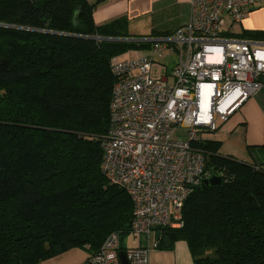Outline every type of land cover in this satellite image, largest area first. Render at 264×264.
Segmentation results:
<instances>
[{"label":"trees","instance_id":"16d2710c","mask_svg":"<svg viewBox=\"0 0 264 264\" xmlns=\"http://www.w3.org/2000/svg\"><path fill=\"white\" fill-rule=\"evenodd\" d=\"M95 6L0 0V264H38L75 248L91 255L110 233L130 234L131 197L102 172L110 62L155 42L123 40L135 38L125 17L97 25ZM193 146L221 182L192 190L181 227L158 230L175 233L170 244L185 240L194 264H264V167L221 154L219 140Z\"/></svg>","mask_w":264,"mask_h":264},{"label":"built area","instance_id":"2783aa9c","mask_svg":"<svg viewBox=\"0 0 264 264\" xmlns=\"http://www.w3.org/2000/svg\"><path fill=\"white\" fill-rule=\"evenodd\" d=\"M261 3L191 0L186 25L148 39L155 44L144 55L111 59L115 81L102 172L130 195V233L144 243L123 249L120 233L112 232L82 264H122L121 252L127 264H150L158 228L182 226L185 200L209 176L193 142L216 132L264 83V40L229 31ZM163 51L177 54L168 75L155 61Z\"/></svg>","mask_w":264,"mask_h":264},{"label":"crops","instance_id":"0c3cea01","mask_svg":"<svg viewBox=\"0 0 264 264\" xmlns=\"http://www.w3.org/2000/svg\"><path fill=\"white\" fill-rule=\"evenodd\" d=\"M96 3L93 19L97 25L120 17L127 19L128 32L135 38H151L152 31L174 32L186 25L191 17V0H87ZM237 29H233V26ZM234 36H253L264 40V3L247 11L240 22L233 23ZM167 52V51H166ZM147 51L130 52L135 58ZM168 55L174 56V54ZM156 68V67H155ZM158 68V67H157ZM206 138L221 142L220 153L238 160L264 167V83L261 88L236 110L226 122ZM144 243L143 239L139 240ZM169 248L152 245L150 264H194V258L185 240H175ZM122 248L129 246L121 242ZM87 249L75 248L38 264H82L89 257Z\"/></svg>","mask_w":264,"mask_h":264},{"label":"rangeland","instance_id":"374dc122","mask_svg":"<svg viewBox=\"0 0 264 264\" xmlns=\"http://www.w3.org/2000/svg\"><path fill=\"white\" fill-rule=\"evenodd\" d=\"M233 29L236 30L237 27L234 25L233 26ZM133 51H147L148 52V50H146V49H143V50H138V49L137 50H129L128 52L119 55V58H121V59H128L129 57H132L131 54H129V53L130 52H133ZM176 59H177V54H174V56H171V55H168L166 51H163L162 52V56H156L155 57V61L157 63H159V64L162 65L161 72H162L163 75L171 74V69L175 65ZM158 70L159 69L156 66V68H154V75H156L158 73ZM183 132L184 131L182 129L178 131L179 134H184ZM206 136H208V134H206ZM142 239L144 240V237ZM122 242L126 243L129 247L137 246L140 243L139 240H138V238H136L135 236H133V234H131V233L130 234H127L123 238V241Z\"/></svg>","mask_w":264,"mask_h":264},{"label":"water","instance_id":"95a60500","mask_svg":"<svg viewBox=\"0 0 264 264\" xmlns=\"http://www.w3.org/2000/svg\"><path fill=\"white\" fill-rule=\"evenodd\" d=\"M137 38H125L123 40H136ZM150 40V38H146V40ZM139 40H144V39H139ZM221 182V177L218 176V175H212L210 177H207L205 179L202 180L201 184L200 185H197L195 188L198 189L202 186H206L208 184H211V185H216L218 183ZM175 233L174 232H168L167 234L163 235L161 231H156L155 232V240L156 241H160V240H163L166 244V246L169 245V242L171 239L175 238ZM120 259H121V263L122 264H127V261H126V258L124 256V253L121 252L120 253Z\"/></svg>","mask_w":264,"mask_h":264}]
</instances>
